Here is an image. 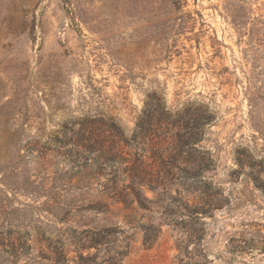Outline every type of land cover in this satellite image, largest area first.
<instances>
[{"label": "rangeland", "instance_id": "374dc122", "mask_svg": "<svg viewBox=\"0 0 264 264\" xmlns=\"http://www.w3.org/2000/svg\"><path fill=\"white\" fill-rule=\"evenodd\" d=\"M252 178L264 0H0V264H264Z\"/></svg>", "mask_w": 264, "mask_h": 264}, {"label": "trees", "instance_id": "16d2710c", "mask_svg": "<svg viewBox=\"0 0 264 264\" xmlns=\"http://www.w3.org/2000/svg\"><path fill=\"white\" fill-rule=\"evenodd\" d=\"M147 107L144 110L146 114V112L150 113L149 110L154 112H158V110H156V105L154 104H145ZM139 133H142L144 131V126L143 125H136ZM138 134V132H137ZM184 136H182L183 138ZM198 139L197 134H192L190 135V141H183V142H174L173 145V152H177L179 151L181 148H189L190 152L189 154H194V160L192 162V166L188 169H184L181 170L179 168V165H177V163H174L173 161L175 160V158L171 157V154L167 157L168 161H161L162 163H166L164 165L166 166V173L168 175V181H180L179 185L182 186L183 182L182 179H184V177L186 178H193V177H197L200 176L201 173L207 172L209 169H211L213 167V160L211 159V157L208 155L207 152L205 151H201L197 149V144L195 143ZM162 159V158H161ZM164 159V158H163ZM237 165L240 167H244L246 164L244 163V161L242 159H237L236 160ZM251 168V166H250ZM176 169L180 170L182 173H184L183 176H180L178 178V175L174 172ZM252 176H249V178H251ZM167 179V178H166ZM259 179V178H258ZM253 182H254V187H260V188H264L262 185L261 186H257V183H261L260 180H256V178H252ZM259 181V182H258ZM257 182V183H256ZM205 195V193H203ZM207 195H205L206 197ZM207 200L203 199V203L205 205H208V203L206 202ZM210 205V204H209ZM206 206L208 208H210L211 206ZM212 205V204H211ZM205 213V212H204ZM201 213V214H204ZM121 234V231L119 230H101L100 232H94L92 235V237L90 238V242L92 243L93 247L96 248L97 246H100L102 244L100 243H106V244H112L115 240L118 241L117 239H115V237L119 236ZM110 247L108 249H106V251L108 250V255L106 256V262L108 263H114V261L116 260L115 257L119 256L120 253L114 249L111 245H109ZM105 251V250H104ZM111 251L114 253V256H111L110 253ZM105 258V257H104ZM82 261H87L86 263L83 264H94L95 262L91 260V257H87L84 258L83 256H80V258ZM80 264V263H79Z\"/></svg>", "mask_w": 264, "mask_h": 264}]
</instances>
